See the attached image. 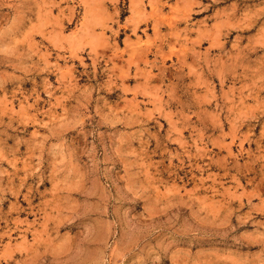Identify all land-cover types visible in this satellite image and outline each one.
Returning a JSON list of instances; mask_svg holds the SVG:
<instances>
[{
	"label": "rangeland",
	"instance_id": "rangeland-1",
	"mask_svg": "<svg viewBox=\"0 0 264 264\" xmlns=\"http://www.w3.org/2000/svg\"><path fill=\"white\" fill-rule=\"evenodd\" d=\"M0 264H264V0H0Z\"/></svg>",
	"mask_w": 264,
	"mask_h": 264
}]
</instances>
